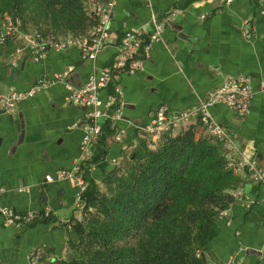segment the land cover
<instances>
[{"label":"crops","instance_id":"crops-1","mask_svg":"<svg viewBox=\"0 0 264 264\" xmlns=\"http://www.w3.org/2000/svg\"><path fill=\"white\" fill-rule=\"evenodd\" d=\"M153 19L163 23L161 38L150 45L139 69L119 76L122 119L99 136L96 161L86 179L102 184L145 135L137 126L148 124L158 108L168 113L190 110L224 80L238 76L247 78L253 93L248 113L238 117L223 105L210 112L235 136L241 152L264 170V0H114L109 28L117 35L136 30L147 36ZM244 22L249 37L243 34ZM32 37L20 34L3 46L1 93L26 91L56 74H65V83L78 87L122 57L118 44L112 43L95 60L82 59L80 50L70 48L49 51L34 62L29 50ZM17 49L20 62L13 66ZM100 97L104 99L105 93ZM66 98L64 84L55 81L20 101L13 113L0 115V207L49 214V221L21 229L4 227L0 217V264H28L29 251L41 244L48 245L47 264H67L71 259L77 236L68 222L79 216L73 183L44 182L45 176L72 169L82 126L88 122L87 111ZM119 133L120 143L114 140ZM233 174L239 180L235 201L218 218L220 231L203 253L213 254L215 261L209 264H264V186L244 170Z\"/></svg>","mask_w":264,"mask_h":264},{"label":"trees","instance_id":"trees-1","mask_svg":"<svg viewBox=\"0 0 264 264\" xmlns=\"http://www.w3.org/2000/svg\"><path fill=\"white\" fill-rule=\"evenodd\" d=\"M101 1L0 0V29L9 17L25 36L81 35L95 25ZM109 127L105 122L100 135ZM145 135L102 184L85 177L83 216L68 222L77 241L67 264H209L200 255L218 235L217 220L239 185L228 168L234 155L199 121L156 141ZM95 161L93 154L89 166Z\"/></svg>","mask_w":264,"mask_h":264},{"label":"built area","instance_id":"built-area-1","mask_svg":"<svg viewBox=\"0 0 264 264\" xmlns=\"http://www.w3.org/2000/svg\"><path fill=\"white\" fill-rule=\"evenodd\" d=\"M230 1L227 0V2ZM113 6L114 0L99 2L95 7L96 23L84 34L55 41H47L37 34L31 38L29 45L32 60L38 62L49 51L60 52L70 48L80 50L82 59L95 60L105 47L117 43L121 49L122 57L111 68L103 70L96 76H91L86 83L78 87L65 83V74H56L50 80L36 81L26 91L10 90L5 94L0 92V115L10 114L13 113L20 101L35 95L51 83L59 81L64 84L67 91L66 100L71 105L87 111L88 122L82 126L83 137L80 143V152L72 169L61 170L54 176H45L44 178L45 183L72 181L75 190L74 207L78 212V219L83 216V195L87 187L85 179L87 174L84 173V169L87 168L88 172L90 170L89 162L93 157L102 127L105 122L112 126L117 120L122 119L120 105L122 90L118 83L119 76L122 73H131L139 69L143 62L142 57L147 55L150 45L158 41L163 32V23L153 19L152 30L147 36L136 30L126 31L121 35L113 34L109 28ZM19 27L20 22L18 20L13 21L9 17H5L0 29V45L4 44L8 38L19 36ZM243 34L245 37L251 35L246 22H244ZM20 52L19 49L16 50L12 61L13 66L20 62ZM111 85H113L112 89L108 92L107 88ZM261 89L264 90V84ZM102 93H105L104 99L100 97ZM252 96L253 93L246 77L228 78L192 109L168 113L165 108L160 107L155 111L148 124L137 126V128L152 138L159 137L162 133L176 131L193 121H199L211 137L221 142L232 154L238 156L236 160L233 159L228 163V168L233 173L244 170L250 173L254 182L264 186V170L259 167L253 157H248L241 152L235 136L216 122L210 112L212 107L223 105L232 110L238 117H244L249 111ZM114 140L120 143L122 141L121 133L115 135ZM18 192H28V190L19 189ZM48 216V213L41 214L33 211L19 213L8 207H0V217L4 227L21 229L34 225L40 219ZM47 249V244L36 245L31 248L27 256L28 264H47L44 260Z\"/></svg>","mask_w":264,"mask_h":264},{"label":"water","instance_id":"water-1","mask_svg":"<svg viewBox=\"0 0 264 264\" xmlns=\"http://www.w3.org/2000/svg\"><path fill=\"white\" fill-rule=\"evenodd\" d=\"M183 39H185V40H190V38H188V36H181ZM209 256H210V258H209ZM209 256L208 255H206V254H204V253H202L201 255H200V257L202 258V260L204 261V262H206V263H212V262H214L215 261V258H214V256H213V254L212 253H210L209 254Z\"/></svg>","mask_w":264,"mask_h":264},{"label":"rangeland","instance_id":"rangeland-1","mask_svg":"<svg viewBox=\"0 0 264 264\" xmlns=\"http://www.w3.org/2000/svg\"><path fill=\"white\" fill-rule=\"evenodd\" d=\"M36 33H38V32H36ZM33 34H35V32L33 33ZM29 45H30V42H29ZM75 208V207H74ZM77 211V210H76ZM73 215V214H72Z\"/></svg>","mask_w":264,"mask_h":264}]
</instances>
